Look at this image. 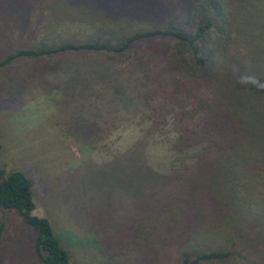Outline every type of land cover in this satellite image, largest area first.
<instances>
[{
    "label": "trees",
    "instance_id": "1",
    "mask_svg": "<svg viewBox=\"0 0 264 264\" xmlns=\"http://www.w3.org/2000/svg\"><path fill=\"white\" fill-rule=\"evenodd\" d=\"M50 1H15L29 19L24 26L40 37H29L27 45L8 53L0 68L24 58L79 52L121 55L148 41L172 43L170 56L164 57L168 81H155L150 90L164 102L145 115L153 125L148 134L158 131L162 139L148 166H139V156L126 160L128 168L122 166L117 174L122 175L117 177L119 186L179 191L165 204L174 205L170 215L176 219L172 226L180 247L211 233L198 242L197 250L188 251V246L177 264H264V221L251 219L254 210H264V0H99V9L107 11L104 17L116 21L120 16L121 27L140 22L147 12L162 11L170 19L165 27L117 36L112 30L118 26L101 25L103 16L94 17L97 26L71 30L70 39L57 32L46 36L41 25L48 22L50 10L55 20L58 15L64 22L84 19L88 14L66 15L69 7L83 4ZM60 2L64 5L56 4ZM11 22L6 27L17 31V23ZM34 210L31 180L21 171L7 173L1 167L0 213L13 211L32 231L38 264H71L49 220ZM3 233L1 223L0 239Z\"/></svg>",
    "mask_w": 264,
    "mask_h": 264
},
{
    "label": "rangeland",
    "instance_id": "2",
    "mask_svg": "<svg viewBox=\"0 0 264 264\" xmlns=\"http://www.w3.org/2000/svg\"><path fill=\"white\" fill-rule=\"evenodd\" d=\"M15 1L0 0V60L40 35L24 26L29 19ZM59 1L83 4L85 9L69 7L67 17L88 16L64 22L60 15L51 18L50 10L40 28L46 36L57 32L73 38L71 30L97 26L94 17L103 16L101 25L118 26L112 30L117 36L165 27L170 19L162 11L147 12L140 22L121 27L120 16L104 17L99 0ZM9 21L17 23V31L6 27ZM171 50L172 43L158 39L121 55L79 52L24 58L0 68V168L21 171L31 180L34 214L49 220L71 264H177L188 246L197 250L198 242L211 236L199 234L198 241L180 247L170 215L174 205L165 204L180 192L133 191V184L126 189L117 179L134 155L142 157L140 167L148 166L162 139L158 131L148 134L153 125L145 115L164 102L150 90L155 81H168L164 57ZM254 213L251 219L261 224L264 210ZM1 223L0 263L38 264L31 249L34 235L16 213H0ZM168 230L173 231L166 236Z\"/></svg>",
    "mask_w": 264,
    "mask_h": 264
}]
</instances>
